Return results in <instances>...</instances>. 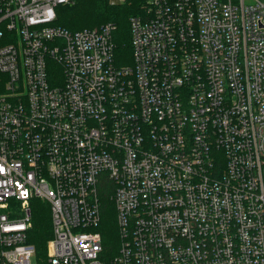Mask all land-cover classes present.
Returning a JSON list of instances; mask_svg holds the SVG:
<instances>
[{
  "label": "built area",
  "instance_id": "built-area-1",
  "mask_svg": "<svg viewBox=\"0 0 264 264\" xmlns=\"http://www.w3.org/2000/svg\"><path fill=\"white\" fill-rule=\"evenodd\" d=\"M75 1L0 0V264H33L34 199L48 264H264V0H145L131 65L54 25Z\"/></svg>",
  "mask_w": 264,
  "mask_h": 264
},
{
  "label": "trees",
  "instance_id": "trees-1",
  "mask_svg": "<svg viewBox=\"0 0 264 264\" xmlns=\"http://www.w3.org/2000/svg\"><path fill=\"white\" fill-rule=\"evenodd\" d=\"M145 0H126L113 4L110 0H76L73 4L59 5L54 25L70 32L100 27L111 23L115 26L113 41L116 47L117 63L131 52L129 21L140 13ZM71 17L66 18V14ZM130 54V61H131ZM32 205V227L27 233L30 244L36 248L37 264H48L47 244L53 236L49 206L34 199ZM115 205L108 195L103 200V221L100 230L108 249V258L115 257L119 249V232L114 225Z\"/></svg>",
  "mask_w": 264,
  "mask_h": 264
},
{
  "label": "rangeland",
  "instance_id": "rangeland-1",
  "mask_svg": "<svg viewBox=\"0 0 264 264\" xmlns=\"http://www.w3.org/2000/svg\"><path fill=\"white\" fill-rule=\"evenodd\" d=\"M66 18H68V17H71V13L69 14V13H67L66 15ZM130 54H131V57H132V49H131V52L129 51L128 53H127V55H126V58L125 59H120V62L118 63L119 65H131L132 64V62H133V59L131 58V61H130ZM39 200V199H38ZM42 201V200H41ZM32 202V201H31ZM43 203H46V202H44V201H42ZM47 204V203H46ZM48 205V204H47ZM49 206V205H48ZM31 207H32V205H31ZM50 210V209H49ZM116 213V212H115ZM51 216V215H50ZM114 225H115V227L117 228V232H118V225H117V219H116V214H115V219H114ZM120 242V241H119ZM32 263L33 264H37V262H36V259L35 258H33V260H32Z\"/></svg>",
  "mask_w": 264,
  "mask_h": 264
}]
</instances>
